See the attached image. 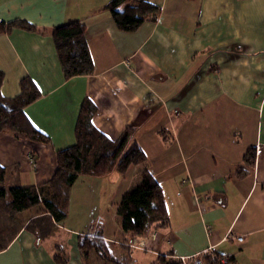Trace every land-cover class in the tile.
<instances>
[{
  "label": "crops",
  "instance_id": "crops-1",
  "mask_svg": "<svg viewBox=\"0 0 264 264\" xmlns=\"http://www.w3.org/2000/svg\"><path fill=\"white\" fill-rule=\"evenodd\" d=\"M108 1L0 0V20L36 27L0 33L1 93L17 95L28 76L40 94L25 115L50 140L1 132L5 184L52 176L56 151L75 142L85 99L98 130L117 139L134 127L146 155L123 174L79 175L67 217L41 239L26 227L37 211L22 218L0 264H264V0H145L159 13L132 32L101 9ZM73 19L85 24L93 72L66 79L51 30ZM145 168L162 187L169 223L133 240L116 208ZM100 223L111 260L77 246Z\"/></svg>",
  "mask_w": 264,
  "mask_h": 264
},
{
  "label": "trees",
  "instance_id": "trees-1",
  "mask_svg": "<svg viewBox=\"0 0 264 264\" xmlns=\"http://www.w3.org/2000/svg\"><path fill=\"white\" fill-rule=\"evenodd\" d=\"M101 9L109 11L117 28L125 32L136 30L146 19L155 20L160 10L158 5L145 0H109ZM13 28L36 30L26 20H0V33L9 32ZM85 30V24L77 19L69 20L51 30L66 79L93 72ZM4 78V73L0 70V133L6 132L33 143L49 144V138L31 124L24 112V108L39 97L40 93L34 82L28 76L22 77L19 93L6 97L1 93ZM95 112V105L85 99L76 121L75 142L56 151L55 170L43 183L6 185V168L0 166V222H4V219L8 224L5 225L6 228L3 224L0 227L3 232L2 235L0 233V250L13 237L15 229L13 233L8 230L11 225L14 226L15 223L16 229L20 226L18 214L32 206H39V216L29 220L26 227L35 231L39 239L52 233L54 223L62 222L68 215L69 191L79 175L105 177L113 172L123 174L129 166L146 161L141 146L132 138L134 127L128 126L117 139H110L92 124ZM254 159L255 149L248 148L243 157L245 164L253 166ZM237 173H242V170H237ZM116 214L121 229L133 240L146 235L151 228L168 225L169 215L162 187L149 169L140 171L139 182L123 195ZM102 230L100 223L91 228L89 234L79 236L77 246L85 257L89 251L94 250L102 259L111 260L102 238ZM203 261L210 262L207 264H220L216 258H204Z\"/></svg>",
  "mask_w": 264,
  "mask_h": 264
},
{
  "label": "rangeland",
  "instance_id": "rangeland-1",
  "mask_svg": "<svg viewBox=\"0 0 264 264\" xmlns=\"http://www.w3.org/2000/svg\"><path fill=\"white\" fill-rule=\"evenodd\" d=\"M38 209H39V206H32L31 208L25 210L23 213L18 214V220L21 221L22 218H24L25 216L29 215L30 213H33L34 211H39ZM3 221L6 222L4 219H3ZM4 222H0V227H1V224H3V226H5L7 224V222L6 223H4ZM14 226H16L15 223H14ZM14 226L11 225V227L8 229L10 231V233H13V230L15 229ZM4 228H6V226ZM0 233H1V235L3 234L2 229H0ZM92 252H93L92 253L93 256H95L96 252L95 251H92ZM97 257L100 259L98 254H97ZM95 258H96V256H95ZM92 261H95V260H92Z\"/></svg>",
  "mask_w": 264,
  "mask_h": 264
},
{
  "label": "built area",
  "instance_id": "built-area-1",
  "mask_svg": "<svg viewBox=\"0 0 264 264\" xmlns=\"http://www.w3.org/2000/svg\"><path fill=\"white\" fill-rule=\"evenodd\" d=\"M151 236L154 237V232H153V234H151ZM237 240H242V238L239 236V237H237ZM143 245H144V241H141V244L139 243L137 247H140V248H141ZM131 246H133L132 243H131ZM180 262H181L182 264H188V263L186 262V258H185V257H181V258H180Z\"/></svg>",
  "mask_w": 264,
  "mask_h": 264
}]
</instances>
